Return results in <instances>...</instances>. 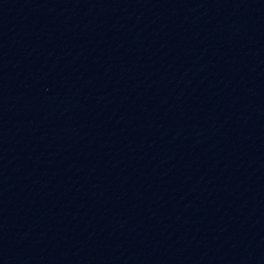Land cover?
<instances>
[{
  "label": "water",
  "instance_id": "1",
  "mask_svg": "<svg viewBox=\"0 0 264 264\" xmlns=\"http://www.w3.org/2000/svg\"><path fill=\"white\" fill-rule=\"evenodd\" d=\"M0 264H264V0H0Z\"/></svg>",
  "mask_w": 264,
  "mask_h": 264
}]
</instances>
